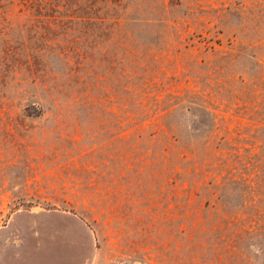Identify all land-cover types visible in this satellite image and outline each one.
<instances>
[{
    "label": "rangeland",
    "instance_id": "rangeland-1",
    "mask_svg": "<svg viewBox=\"0 0 264 264\" xmlns=\"http://www.w3.org/2000/svg\"><path fill=\"white\" fill-rule=\"evenodd\" d=\"M0 264H264V0H0Z\"/></svg>",
    "mask_w": 264,
    "mask_h": 264
}]
</instances>
